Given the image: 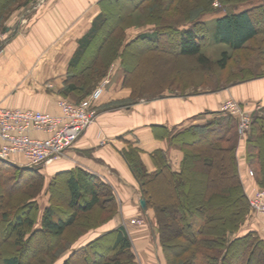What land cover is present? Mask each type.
Returning a JSON list of instances; mask_svg holds the SVG:
<instances>
[{
  "label": "trees",
  "instance_id": "obj_1",
  "mask_svg": "<svg viewBox=\"0 0 264 264\" xmlns=\"http://www.w3.org/2000/svg\"><path fill=\"white\" fill-rule=\"evenodd\" d=\"M28 2L29 0H0V19L6 16L14 6ZM212 2L213 0H207L202 6L201 14L213 12ZM105 12L104 10L100 12L99 17L85 33L69 63L66 88L75 91L78 96L87 94L93 89V85L105 76L107 66L112 60L110 58L109 61L107 60L97 67L94 66L97 53L102 49L100 48L102 40L107 39L114 32L113 30H117L120 27L119 21L122 20L121 17L117 16L118 18L115 21L116 17H113L110 11ZM263 14L264 2L216 17L217 40L232 51L245 47L258 34L264 33L262 31L264 30ZM200 18L202 17L197 16L192 20H188L190 25L184 28L178 27L179 24L153 26L151 31L140 33L126 44H124L125 39L122 40L118 43L114 53L120 56L123 49L133 43L140 42L153 45L161 36L167 33V30H171L176 37L178 53L185 57L194 58L201 66L208 67L210 61L201 52V42L208 38L209 34L205 21ZM165 25L168 27H164ZM198 31L203 32L202 35L199 34L200 36H198ZM96 39H101V41L93 49L90 46ZM163 42V45L173 44L169 36ZM158 45H155L157 47L153 49L154 51L159 50ZM228 57L226 51L221 53L220 59L215 62L219 70L226 68ZM262 76L264 75L246 76L231 81L227 85L238 84ZM123 82H125L124 79ZM222 88L218 87L213 91ZM100 98L96 101V108ZM116 106L103 105V107H109L110 109ZM119 106H123V104ZM249 112L251 127L245 139L246 159L253 171V176H255L258 186L256 189H259L264 187V109L262 113L254 108ZM208 113L213 114V117L205 123L192 124L186 129L178 130L175 134H169L167 130L162 132L167 136L173 134L170 139L171 142L179 144L182 150L183 156L178 170L172 169L165 152L160 149L153 151L151 154V158L156 164L154 171H148L142 162L136 161L135 155L139 154V150L127 149L122 152V155L139 183L140 192L147 208L153 210L157 225L156 232L167 264H174L173 258H176L180 253L176 252L175 249L173 250L174 246L171 247L170 245L174 238L172 232L174 230H171L172 225H170L173 222L178 226L175 233H179V237L183 238V241L175 247L179 251L182 250L188 254L186 261L181 264H264V240L257 232L248 231L243 236L231 239V235L239 231L245 223L244 221H246L249 212V197L254 192L248 195L239 177L236 158L237 119L224 111ZM187 146L196 148L193 149L194 151L189 152ZM209 150L220 155L221 168L219 171L222 180L227 181L228 179L231 181L230 187L228 186L222 190L226 198L230 199L227 211L224 209L226 208L225 202L218 198L217 193L219 192L216 190L209 191V188L214 184V179H210L208 173L209 171L212 173L215 165L210 157L207 156L203 160L206 173L200 181V186L197 188L192 186L194 179L190 171L195 165V160L204 157ZM38 170L39 168L16 167L0 159V206L3 207L5 204L4 211L0 212V220L8 221L0 243L11 239V243L16 247V253L13 252L2 257L1 264H23V256L27 253L30 254L33 250H37L39 254L46 253L48 240L53 238L54 240L62 239L69 228L73 229L75 226L77 227L79 221L87 220L94 208L101 211L106 210L108 217L103 222L88 227L86 231L109 220L117 210L115 196L111 188L96 176L82 169L61 172L54 177L51 188L56 179L65 177L64 182L67 192L65 202L69 210L62 213L58 208H54L52 203L53 194L50 190V204L42 214L41 227L35 230L33 226L39 212L36 197L41 192L43 180ZM34 176L40 178L39 190L32 193L30 198L22 203L21 199L29 193L28 189L33 184ZM162 177L167 178L171 189L167 201L156 198L150 187L157 179ZM103 196H106V199ZM106 203L109 205L108 207ZM13 207L15 210L12 212ZM38 235H44V239H38L41 242L45 241L44 246L37 245L39 244L37 241L32 245V241ZM177 238L176 240H178ZM131 247L130 238L123 228L119 227L76 250L65 258L62 264H75L77 261H79V264H83L80 262L94 264L95 256L100 255L104 256V261L101 264H134ZM39 254L35 257L29 255L31 257L29 259L33 261L40 256ZM95 264L98 263L95 262Z\"/></svg>",
  "mask_w": 264,
  "mask_h": 264
},
{
  "label": "crops",
  "instance_id": "obj_2",
  "mask_svg": "<svg viewBox=\"0 0 264 264\" xmlns=\"http://www.w3.org/2000/svg\"><path fill=\"white\" fill-rule=\"evenodd\" d=\"M36 1L29 0L14 6L0 19V32L3 33L0 39V106L59 113V99L73 102L78 98L75 91L66 88L69 63L101 11L96 0H84L82 3L80 0H42L32 6ZM143 32L127 36L124 44ZM119 71L121 75L117 77L113 73L104 87L97 102L99 110L95 122L65 155L39 168L43 186L41 194L36 197L39 212L33 227L35 230L41 227L42 214L50 204L47 182L58 173L82 169L111 188L117 210L100 226L81 233L65 250L69 252L66 258L89 242L121 227L132 243L134 264H166L158 235L153 229V213L140 206L139 183L122 152L127 150L133 136L148 171L156 169L151 154L158 149L165 152L172 169L178 170L183 153L179 144L171 142V136L192 124L211 120L213 114L208 112L220 111L222 103L228 99L247 106L249 110L256 104L264 109V76L218 91L201 90L193 96L163 93L151 101L137 103L134 108H99L114 98L127 96L126 89L121 91L124 79L121 66ZM165 130L173 134L167 136L162 133ZM34 135L45 136L43 133ZM236 158L240 180L246 193L251 195L258 186L255 176L248 173L250 166L246 159L245 136L240 139L238 130ZM145 216L152 220L151 225L130 222ZM245 226L264 240V227L249 220ZM246 233L248 231L241 227L231 235V239Z\"/></svg>",
  "mask_w": 264,
  "mask_h": 264
},
{
  "label": "rangeland",
  "instance_id": "obj_3",
  "mask_svg": "<svg viewBox=\"0 0 264 264\" xmlns=\"http://www.w3.org/2000/svg\"><path fill=\"white\" fill-rule=\"evenodd\" d=\"M26 1V0H25ZM42 0H38L32 4V6H36ZM84 0H80L82 3ZM23 2V1H22ZM21 2V3H22ZM101 0H96L97 6L100 8V11L104 10L106 12L110 11L115 21L117 20V16L121 17L122 20L119 21L120 27L117 30H113L114 32L106 39L102 40L99 52L97 53V60L95 67L105 63L110 58L112 59L107 66L105 76L100 79L96 84L93 85V89L87 94L78 96L77 99L72 100V103H79L89 98L93 91L101 85L104 79L109 80L113 73L118 77L121 75L119 68L123 69L124 80L122 85V89L127 90V96H121L120 98H114V100L109 101L104 106L109 105H117L119 108H134L137 103H145V101L152 99L154 96L159 94L167 93V94H175L177 96H187V95H195L200 93L201 90H213L218 87H229L232 85H227L229 82L242 79L246 76L253 75H264V33L258 34L254 40L245 45V47L239 50H230L226 45L221 43L216 38V27H215V16H220L224 13L229 12H237L244 8H248L254 6L256 4L263 3L264 0H213L211 6L213 8V12L211 13H202V6L207 2V0H106L102 2ZM202 4V5H201ZM32 6L30 8H32ZM111 10H113L111 12ZM115 10V12H114ZM105 12V13H106ZM264 15V14H263ZM200 18L202 21H205L206 26L208 28L209 37L205 38L204 41L201 42V52L204 56L209 59L210 64L208 67H203L197 63L196 59L182 56L178 53V46L176 37L172 34L171 30H167V33L160 37V39L154 43L153 45H146L143 43H133L131 45H127L125 49H123L122 54L116 55L114 50L117 48L118 43L124 40L127 36L131 37V35L137 33L138 31H151L153 26L156 25H164L167 24L169 26L179 24L178 27L184 28L190 25V21L195 17ZM112 20H114L112 18ZM188 21V22H186ZM123 27V28H122ZM168 27V26H164ZM122 28V29H121ZM151 28V29H150ZM264 31V30H262ZM203 32L198 31L199 34L202 35ZM170 37L173 44H165L163 45V41L166 37ZM102 39V38H101ZM100 40L96 39L95 42L90 46L91 48H96L98 44H100ZM121 39V40H120ZM163 40V41H162ZM161 42V43H160ZM148 43V42H147ZM159 44V45H158ZM158 45L159 50H153ZM116 46V47H115ZM226 51L229 55L228 63L225 69L219 70L215 65V62L220 59L221 53ZM100 56V57H99ZM120 65V66H119ZM119 67V68H118ZM118 68V70H116ZM94 69V68H93ZM105 84V88L106 85ZM104 91V89H103ZM103 94V92H102ZM101 94V95H102ZM233 100V99H228ZM224 101L221 105H225L228 101ZM146 101V102H147ZM235 101V100H233ZM71 102V101H70ZM237 102V101H236ZM123 106H119L122 105ZM238 104L245 109L246 111H250L247 109L248 107ZM116 106V107H117ZM114 107V108H116ZM117 107V108H118ZM102 109H113V108H103ZM253 108L259 112H263V109L258 105H254ZM252 108V109H253ZM98 112V107L96 108ZM220 111L222 109L220 108ZM233 116V115H232ZM235 117V116H234ZM236 118V117H235ZM237 119V118H236ZM239 135V134H238ZM247 134L245 135V139ZM240 139L242 137H239ZM129 145L127 146L128 150L136 149L140 150L136 146L137 140L131 136L129 139ZM75 145V143H74ZM73 145V146H74ZM196 147L187 146V151H194ZM194 149V150H193ZM210 157L213 160L214 170L212 173L209 171L210 179L213 180V185L211 190H216L219 196L218 198L225 202L224 208L227 211V207L229 206V200L226 198V195L222 190L226 189V187H230L231 181L227 179V181H223L220 177V168L221 161L220 155L212 150H209L204 157H200L199 160H195V165L190 171V174L194 181L192 182V186L197 188L200 186V181L205 176L206 170L203 166V160L206 157ZM136 161H140L143 163L140 154L135 155ZM152 160L153 165L155 166V162ZM144 164V163H143ZM227 164V162H226ZM251 169H249L250 171ZM248 171V173H249ZM252 171V170H251ZM253 173V171H252ZM189 174V172H188ZM228 175V174H227ZM249 175L252 177L249 173ZM55 177V176H54ZM33 184L28 189L29 193H27L21 200L24 203L27 199L30 198L31 194L36 190H39V186L41 185L40 178L34 176ZM43 179V178H42ZM54 178L48 183L49 196L50 190L53 194L52 203L54 208H58L60 212L68 211L69 209L66 207L65 195L67 196L66 188H65V177L58 178L55 180L54 184L51 188V183ZM47 181V180H46ZM43 186V180H42ZM153 194L156 198L162 200H169V196L171 194L170 185L168 184L167 178L162 177L157 179L152 186ZM264 188V187H263ZM27 190V189H26ZM24 191V190H23ZM27 192V191H26ZM41 194V192H40ZM38 194V196L40 195ZM43 195V194H42ZM104 198L106 196H103ZM102 199V198H101ZM106 199V198H105ZM143 199V198H142ZM228 200V201H227ZM145 201V200H144ZM107 205V203H106ZM14 206V205H13ZM109 205H107L108 207ZM141 206V204H140ZM15 207V206H14ZM13 207L12 212L15 210ZM147 207V205H146ZM5 204L3 207L0 206V212L4 211ZM6 210H8L6 208ZM153 213V210L150 209ZM66 213V212H65ZM108 217V212L98 210V208H94L93 212L88 216L87 220H84L82 223L79 221L77 227L75 226L73 229L69 228L67 233L62 239H50L46 243V253L39 254L37 250H33L30 254L23 256L22 263L23 264H62V260L66 258V254L69 252H65L68 249L70 243L74 240V238L85 232L86 229L90 226L103 222ZM144 223L147 225L150 224L152 220L148 219L147 216L143 217ZM172 219V218H171ZM80 220V219H79ZM247 220L250 222H256L261 225L260 227H264V217L253 214L250 210L248 212V216L246 218L245 223L242 225V229L244 231H249L250 228L245 226ZM8 221L0 220V239L2 238V233L4 231L5 225ZM131 222V220H130ZM173 222V221H172ZM143 223V224H144ZM153 223L154 228L156 230L157 225L155 223L154 215H153ZM219 225V221L217 222ZM249 223V222H248ZM81 224V225H80ZM151 225V224H150ZM173 232V240L171 241L172 249L177 252L178 255L176 258H173L174 264L184 263L187 259V252L179 251L178 246L181 241H183L182 237H179V233H175L176 228L178 229L177 224L174 222L171 223ZM216 226V224H214ZM210 226V225H209ZM177 232V231H176ZM158 235V233L156 232ZM258 234V233H257ZM259 235V234H258ZM176 237H178L176 240ZM38 239H44V235H38L32 242V245L35 241L39 242V246H44L45 241H39ZM161 245V244H160ZM162 254L164 255L163 248L161 246ZM16 247L11 243V239L5 242L0 243V264L1 258L4 256H8L13 252L16 253ZM64 252V253H63ZM63 253V254H62ZM37 259L33 260L29 259V255L37 256ZM60 254H62L60 256ZM60 256V257H59ZM69 256V255H68ZM67 256V257H68ZM164 257V256H163ZM165 259V258H164ZM104 261V256L100 255L98 257L95 256L94 264L97 262L101 264ZM166 261V259H165ZM83 263L84 262H80ZM75 264H79L77 261ZM167 264V263H166Z\"/></svg>",
  "mask_w": 264,
  "mask_h": 264
},
{
  "label": "built area",
  "instance_id": "obj_4",
  "mask_svg": "<svg viewBox=\"0 0 264 264\" xmlns=\"http://www.w3.org/2000/svg\"><path fill=\"white\" fill-rule=\"evenodd\" d=\"M2 37L0 32V39ZM106 83L108 79L79 103L59 99V113L0 106V159L27 168H41L65 155L95 122L96 101ZM221 109L237 118L239 137H244L251 127L250 112L233 100H228ZM249 173L253 175L251 170ZM249 210L264 217V188L256 189L249 197ZM131 223L143 224L144 219H132Z\"/></svg>",
  "mask_w": 264,
  "mask_h": 264
},
{
  "label": "water",
  "instance_id": "obj_5",
  "mask_svg": "<svg viewBox=\"0 0 264 264\" xmlns=\"http://www.w3.org/2000/svg\"><path fill=\"white\" fill-rule=\"evenodd\" d=\"M140 204H141L142 209L145 210L147 208L144 199H141Z\"/></svg>",
  "mask_w": 264,
  "mask_h": 264
}]
</instances>
